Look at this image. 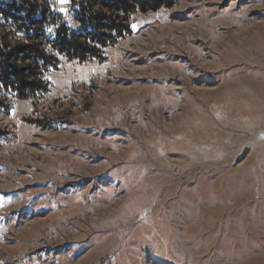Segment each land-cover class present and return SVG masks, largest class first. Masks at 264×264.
<instances>
[{
    "label": "rangeland",
    "instance_id": "rangeland-1",
    "mask_svg": "<svg viewBox=\"0 0 264 264\" xmlns=\"http://www.w3.org/2000/svg\"><path fill=\"white\" fill-rule=\"evenodd\" d=\"M141 15L34 99L0 88V264H264V0Z\"/></svg>",
    "mask_w": 264,
    "mask_h": 264
},
{
    "label": "trees",
    "instance_id": "trees-1",
    "mask_svg": "<svg viewBox=\"0 0 264 264\" xmlns=\"http://www.w3.org/2000/svg\"><path fill=\"white\" fill-rule=\"evenodd\" d=\"M73 21L78 28L62 25L52 41L53 47L71 57L101 59L100 48L108 41L129 33L128 20L135 13L155 12L171 8L176 0H73ZM36 4L3 7V14L12 17L29 29H35L28 44L16 43L10 48H0V88L16 91L20 99L46 92V85L38 79L40 71L52 66L44 55L40 42L43 33L44 11ZM14 14V15H11Z\"/></svg>",
    "mask_w": 264,
    "mask_h": 264
},
{
    "label": "built area",
    "instance_id": "built-area-1",
    "mask_svg": "<svg viewBox=\"0 0 264 264\" xmlns=\"http://www.w3.org/2000/svg\"><path fill=\"white\" fill-rule=\"evenodd\" d=\"M73 3V0H65L63 3L61 0H0V48H10L16 43L28 44L32 41L35 34V29H29L26 24L20 25V23L15 22L12 17L3 14L1 9L4 6L14 8V6L17 7L21 4H36L40 7V9L37 10V15L41 14L42 11L45 13V21L43 22V33L45 38L40 42V48L43 50L44 55L50 60V62H52V66L58 69L62 68L65 70L77 71L78 69L92 67V64L95 62L98 64L100 59L87 58L86 60H81L79 57H71L53 47L52 41L57 34V30L62 25L73 27V25L68 24L67 22V16H69V14L73 18ZM169 9L170 8H160L155 12H149L150 14H142V23L145 21L144 19H147L146 25L153 22L163 21L168 15ZM140 26L145 27L142 24ZM143 27H140L139 29ZM106 63L107 61L103 60L100 65H106ZM46 70L42 69L40 71L38 79L46 85L47 90H50V88L55 87V84L46 81ZM90 77L91 80H94V78L97 77V74L93 73ZM80 84L81 82L79 80H74L75 86ZM1 97L2 99H5L9 105H14L21 100L18 93L11 90L2 93ZM30 97L33 98L35 96Z\"/></svg>",
    "mask_w": 264,
    "mask_h": 264
},
{
    "label": "bare ground",
    "instance_id": "bare-ground-1",
    "mask_svg": "<svg viewBox=\"0 0 264 264\" xmlns=\"http://www.w3.org/2000/svg\"><path fill=\"white\" fill-rule=\"evenodd\" d=\"M144 20H145V21H143V23L146 24V23H147V19H144Z\"/></svg>",
    "mask_w": 264,
    "mask_h": 264
},
{
    "label": "snow or ice",
    "instance_id": "snow-or-ice-1",
    "mask_svg": "<svg viewBox=\"0 0 264 264\" xmlns=\"http://www.w3.org/2000/svg\"><path fill=\"white\" fill-rule=\"evenodd\" d=\"M61 2L63 3V2H65V0H61ZM62 11H63V9H62Z\"/></svg>",
    "mask_w": 264,
    "mask_h": 264
}]
</instances>
